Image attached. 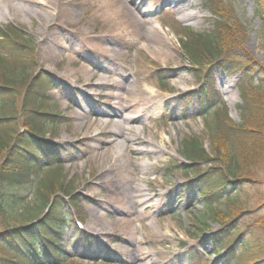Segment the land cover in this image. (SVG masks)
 Here are the masks:
<instances>
[{
  "label": "rangeland",
  "instance_id": "374dc122",
  "mask_svg": "<svg viewBox=\"0 0 264 264\" xmlns=\"http://www.w3.org/2000/svg\"><path fill=\"white\" fill-rule=\"evenodd\" d=\"M42 1L0 0V26L13 24L22 30L30 40L32 74L40 71L54 83L50 103L35 114L47 120H39L36 131L41 140L57 147L53 152L62 164V175L49 176L56 183L51 194L72 201L66 207L87 236L82 238L68 226L62 237L70 256L65 264H194V252L202 256L199 264H224L212 237L226 205H213L218 216L206 219L207 229L201 226L198 218L206 213L205 206L198 192L182 188L193 173H185L180 165L187 161L179 146L183 136L194 134L211 153L207 123L222 115L219 112H226L232 122L241 121L240 73L214 70L215 100L204 109L196 93L200 84L181 51L179 34L187 26L208 32L213 20L223 17L241 38L235 36L241 43L230 52L264 64V32L252 16L253 0H184L183 13H192L186 20L165 0H140L163 46L117 34L96 12L94 0H46L50 10ZM5 53L0 49L5 59L0 84L10 74L7 65L16 62ZM244 86L251 95L264 97V83ZM117 92L123 108L119 116L114 113ZM14 102L17 107L19 101ZM130 113L137 120L125 123ZM117 122L124 127L119 136L113 129ZM46 177L42 186L49 182ZM66 185L64 193L61 187ZM35 188L34 182L23 186L19 200L10 205L11 223L35 218L36 211L24 208L34 199ZM127 223L134 225V234L126 231ZM101 225L108 231L99 234L95 228ZM130 251L137 252V258H129Z\"/></svg>",
  "mask_w": 264,
  "mask_h": 264
},
{
  "label": "trees",
  "instance_id": "16d2710c",
  "mask_svg": "<svg viewBox=\"0 0 264 264\" xmlns=\"http://www.w3.org/2000/svg\"><path fill=\"white\" fill-rule=\"evenodd\" d=\"M252 5L253 16L264 32V0H253ZM210 8L218 13L213 6ZM212 23V30L208 32L183 27L179 34L181 51L200 84L196 93L204 109L215 100L214 70L240 73L241 121L232 122L226 112H219L222 115L207 123L208 136L214 146L211 153L199 136H183L179 147L187 163L180 165L185 173L192 172L193 178L182 188L191 187L199 193L206 213L198 221L205 229L208 227L206 219L218 216L212 206L226 205L220 228L212 237L214 245L221 249L224 264H264V97L257 93L251 95L244 86L264 83V64L230 52L241 43L236 38H241L223 17L219 16ZM29 44V38L19 27L0 26V49H5V54L16 60L7 65L10 74L0 84V126L12 121L6 128H0V264H65L70 256L66 255L62 237L68 226L72 225L82 238L87 239V236L75 226L66 207L72 201L51 194L54 191L51 187L56 183L52 184L54 181L49 176L62 175L61 164L57 162L60 157L53 152L56 146L41 140L37 125L39 120H47H38L35 114L41 105L50 103L54 83L40 71L32 74L28 66L32 61ZM3 58L0 55L2 65L5 64ZM19 86L21 89L16 91ZM15 100L19 101L17 107ZM42 113L58 117L55 113ZM171 167L169 165L168 169ZM40 171L44 172L43 176H37ZM47 175L49 182L42 186ZM33 182L34 199L24 208L36 211L35 218L11 223L10 205L19 200L23 186ZM68 187L62 186V191L66 193ZM201 226L197 228L202 231ZM88 241L93 244V240ZM192 254V262L199 264L202 256Z\"/></svg>",
  "mask_w": 264,
  "mask_h": 264
},
{
  "label": "bare ground",
  "instance_id": "6f19581e",
  "mask_svg": "<svg viewBox=\"0 0 264 264\" xmlns=\"http://www.w3.org/2000/svg\"><path fill=\"white\" fill-rule=\"evenodd\" d=\"M26 3H36L39 0H23ZM140 0H94L97 4V10L99 16L103 17L106 22H109L114 25L115 32L117 34L126 33L131 37H135L138 40L144 42H153L160 46L164 45L162 38L160 36V31H158V27H154L152 21H149L146 16L149 10L146 8L140 9ZM166 4L171 6L172 9L176 10L180 15L181 19H189L192 13H183L182 5L185 2L184 0H165ZM43 6L50 10L51 7L46 3V0L41 2ZM44 12H47L44 9ZM120 93H115L113 96L117 99L116 101V110L114 109L115 116H119L121 114L122 108V97ZM80 116V115H79ZM78 116V118H79ZM124 122L127 123L129 120H137V117L134 116L133 113L128 114L124 117ZM123 124L121 122H117L116 125L113 126L114 133L116 136L122 135L124 132ZM109 136V135H107ZM113 136L112 134L109 136ZM118 152H121L118 149ZM143 195V194H141ZM125 228L129 234L135 233L134 225L131 223L126 224ZM106 226L101 225L100 228H95V230L100 234L107 232L105 229ZM137 252L130 251L129 258H137Z\"/></svg>",
  "mask_w": 264,
  "mask_h": 264
}]
</instances>
